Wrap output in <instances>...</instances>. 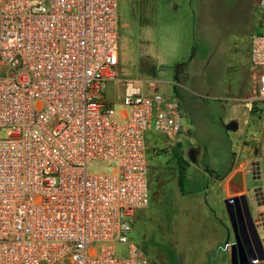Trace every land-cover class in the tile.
<instances>
[{
  "label": "built area",
  "instance_id": "1",
  "mask_svg": "<svg viewBox=\"0 0 264 264\" xmlns=\"http://www.w3.org/2000/svg\"><path fill=\"white\" fill-rule=\"evenodd\" d=\"M118 1L0 0V264H150L129 238L148 207L146 135L168 149L188 130L154 75L119 78ZM249 65L264 103V28Z\"/></svg>",
  "mask_w": 264,
  "mask_h": 264
},
{
  "label": "rangeland",
  "instance_id": "2",
  "mask_svg": "<svg viewBox=\"0 0 264 264\" xmlns=\"http://www.w3.org/2000/svg\"><path fill=\"white\" fill-rule=\"evenodd\" d=\"M134 0L118 1L119 13H126L136 8ZM165 0H163V3ZM178 9L173 18H162L175 26L180 22L181 28L175 34L177 41L176 55L165 58L159 66L142 56L133 55L130 47H121V21L119 17V57L118 76L120 79H145L155 69V79L159 92L167 95L171 90L175 67L189 63L182 78L186 79L185 86L189 90L187 115L184 116L183 127L188 130L186 141L181 147L163 148L153 146L164 143V139L153 132L146 135V161L148 164V207L137 213L132 222L129 238L144 252L150 264H219L215 254L206 255L200 249L202 244L191 237L182 234V219L171 228L176 231L173 242L168 230V215L171 213L169 202L170 189L176 186L178 178L176 156L186 159L189 148L199 147L205 152L204 163L218 173L226 171L232 161L233 154L249 139V130H243L242 110L236 109L237 100L243 93H253L257 80V71H248L247 55H249V40L254 34L261 33L264 28V12L256 0H171ZM141 11V10H140ZM141 13V12H140ZM182 13H193L192 27L184 22ZM172 36V35H171ZM173 37V36H172ZM172 38V39H174ZM130 48V49H129ZM132 52V53H131ZM155 53V51H152ZM131 54V55H130ZM158 57H163L157 52ZM247 66V67H246ZM241 67H244L243 69ZM255 79V80H254ZM165 92V94H164ZM123 94L121 87H110L106 98L114 112L119 113L121 107L117 101ZM165 95V96H166ZM264 123V105L259 106ZM231 121H238V131L226 132L224 126ZM246 134V135H245ZM246 136V138H245ZM5 136L0 133V139ZM245 138V139H244ZM258 162L264 169V135L258 136ZM258 148V147H257ZM188 162V161H187ZM93 165L90 172H98ZM161 211L163 212L162 214ZM252 217L257 215V207H250ZM160 215V217H159ZM261 220L264 212L260 213ZM258 216V218H259ZM227 221V220H226ZM226 226L228 224L226 222ZM264 231V223L259 232ZM264 234H261L262 236ZM97 248V247H95ZM264 249V243H263ZM124 247H116L117 255L122 254ZM263 262V261H262ZM262 262L258 264H263Z\"/></svg>",
  "mask_w": 264,
  "mask_h": 264
},
{
  "label": "crops",
  "instance_id": "3",
  "mask_svg": "<svg viewBox=\"0 0 264 264\" xmlns=\"http://www.w3.org/2000/svg\"><path fill=\"white\" fill-rule=\"evenodd\" d=\"M127 1L130 3V0ZM133 2V4H136V8H133L131 13L128 9L126 13H119L118 15V18H121V47L125 49L130 47L136 58H138L139 53L137 52V55H135V52L140 48L144 49L142 56L148 58L154 67L156 63L161 66L165 58L170 59L176 55V44L173 43L177 41L178 35L175 38L174 36L181 28L180 22L175 26L168 21L162 24V18L163 16L173 18L178 6L176 3H171V0L169 2L171 4H168V0H165L164 3L163 0H134ZM182 16H184L183 24L190 25L188 29L192 27L193 13H182ZM152 51H155V53H152ZM157 52H160L161 55L163 52V57H158ZM247 59V72L251 71L253 74V69L249 65V55H247ZM154 73L155 69L146 77L153 76ZM111 87L120 86L112 85ZM169 91L168 88L166 90L167 95L165 92L164 94L170 96ZM241 96L237 100L236 109L242 110L243 130H249L252 135L245 134L249 136V139L246 140L245 136L242 147L238 149L236 154H233L228 169L223 173H218L213 168L207 167L204 163L205 152L200 148L197 158L198 164H188L183 186L180 188L176 184L175 187L170 189L169 196L172 207L170 211L173 213V217L171 214L168 215L167 232L171 235L173 242L176 241L174 237L176 231L175 233L172 232L171 228L174 226L173 230H175V225L179 222L177 218L179 217L182 219V225L179 222L183 227L182 234L184 238L182 239H185V237L196 238L202 244L200 251H203L206 255L212 256L215 254L219 264H230L229 249L224 247L228 237L229 224L223 202L226 199L244 195L248 200H251L250 207H257V215L254 216V220H257L260 213L264 212V169L261 168L260 162H258L257 154L262 142L259 143V140H256L258 136L264 135L262 111L259 107L264 103L253 100L255 90L250 94L242 93ZM184 114L187 115V113ZM238 127L237 124L236 131H238ZM152 146L153 148L154 146L164 148L163 142L161 145L155 144ZM162 213L161 211L160 214ZM258 233L259 235L264 234V232L260 233L259 229ZM232 242L231 235L229 244Z\"/></svg>",
  "mask_w": 264,
  "mask_h": 264
},
{
  "label": "water",
  "instance_id": "4",
  "mask_svg": "<svg viewBox=\"0 0 264 264\" xmlns=\"http://www.w3.org/2000/svg\"><path fill=\"white\" fill-rule=\"evenodd\" d=\"M184 63L178 64L174 69L173 82L176 83L179 70ZM226 132H235L237 123L231 121L224 126ZM200 148H189L186 151V159L189 164L197 165ZM250 202L246 196L229 198L223 202L228 219V237L225 248L230 252V264H258L264 261V235L260 236L261 216L254 220L250 212ZM264 232V231H263ZM233 242L229 244L230 236Z\"/></svg>",
  "mask_w": 264,
  "mask_h": 264
},
{
  "label": "flooded vegetation",
  "instance_id": "5",
  "mask_svg": "<svg viewBox=\"0 0 264 264\" xmlns=\"http://www.w3.org/2000/svg\"><path fill=\"white\" fill-rule=\"evenodd\" d=\"M184 63L182 65V67L179 70V75L177 76V80L176 83L173 82V85L171 87L170 92V97H173L175 99L178 100L179 104H180V108L182 109V111L184 113H187V103H188V93L189 90L186 88L185 83H186V79L182 78V76H184L185 71L187 69V66L189 63ZM195 148H199V147H195ZM260 219V224L264 223V219L259 218Z\"/></svg>",
  "mask_w": 264,
  "mask_h": 264
},
{
  "label": "trees",
  "instance_id": "6",
  "mask_svg": "<svg viewBox=\"0 0 264 264\" xmlns=\"http://www.w3.org/2000/svg\"><path fill=\"white\" fill-rule=\"evenodd\" d=\"M177 147L179 148L181 146L178 145ZM175 158H176V166H177V173H178L177 184L181 188L183 186L185 171L189 163L187 162V160L183 159L182 157L176 156Z\"/></svg>",
  "mask_w": 264,
  "mask_h": 264
}]
</instances>
